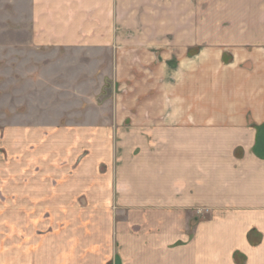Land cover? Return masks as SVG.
Segmentation results:
<instances>
[{"label": "crops", "instance_id": "0c3cea01", "mask_svg": "<svg viewBox=\"0 0 264 264\" xmlns=\"http://www.w3.org/2000/svg\"><path fill=\"white\" fill-rule=\"evenodd\" d=\"M32 2L36 51H62L105 78L92 93L79 89L78 110L60 125L24 118L7 127L11 148L16 137L40 139L54 170L41 182L56 183L45 195L17 196L14 210L29 211L19 201L61 207L66 196L71 205L87 198L107 226L92 230L86 249L113 242L114 250L81 259L78 241L69 258L62 241L46 239L24 244L25 258L8 264H264V158L255 153L264 128V0ZM108 52L118 58L114 96L102 103ZM30 145L10 157H25ZM23 179L11 177V187L34 182Z\"/></svg>", "mask_w": 264, "mask_h": 264}, {"label": "rangeland", "instance_id": "374dc122", "mask_svg": "<svg viewBox=\"0 0 264 264\" xmlns=\"http://www.w3.org/2000/svg\"><path fill=\"white\" fill-rule=\"evenodd\" d=\"M32 5V0H0V264H8L11 257H17V260L21 261L24 257V244L36 245L41 240L45 242L46 239L48 243H55L57 238L68 251L64 257L71 258L76 254L73 250L79 241L81 259L91 256L98 259L108 258L113 255V242L112 250L110 248L107 250V245L102 244L86 249L94 241L92 230L103 222L107 226V218L100 219L102 216H99L93 207L97 203L94 204L87 198L81 200L79 197L80 201L71 205L66 196L65 200L60 201L61 207L50 201H43V205L41 202L32 201L29 205V200L25 203L19 201L20 206H27L28 212L18 214V210H14L18 204L15 202L17 196L25 197L23 195L25 193L32 194V198L45 195L50 190L55 191L56 183L55 179L50 185L41 182L42 178L45 180L48 176L47 173H54V170L48 169L47 158L40 157L42 152L39 148L40 139L16 137L14 140L17 145L11 148L13 138L7 136V127L21 121L23 123L24 118L30 125L45 123L60 125L59 121L67 119L71 112L78 110L76 104L82 100L77 96L79 89L83 88L82 94L92 93L98 82L105 78H103L105 74L100 77L97 74V78L95 77L96 67L95 70L91 66L79 68L78 59L70 55L64 57L62 51L47 49L36 51L31 45ZM229 29L230 26L227 24L221 26V31ZM117 61L114 52L107 53V69L109 68L112 75L110 78L107 72L106 87L99 91L101 94L99 100L101 99L102 103L108 102L114 96L110 90V83L116 76L113 72L116 70ZM99 112L97 106L95 110H91L93 115L90 116L91 119ZM62 124L68 123L65 120ZM29 142L31 145L26 151L28 155L24 157V152H20L14 158L10 157L9 152L23 151L20 147ZM29 156L32 157L27 160ZM80 161L81 157L76 163ZM25 163H28L26 167L28 173L23 179ZM100 172L103 174L104 170L101 169ZM15 175L23 180L28 179L29 182L33 177L34 182L29 183V186L17 185L13 188L10 178ZM63 188L71 189L69 185ZM11 190L17 194L11 193ZM196 214L200 216L197 211ZM35 252L33 251V254ZM56 252L54 250L49 252L47 257L50 255L54 257ZM42 259L38 257L33 262L39 264Z\"/></svg>", "mask_w": 264, "mask_h": 264}, {"label": "trees", "instance_id": "16d2710c", "mask_svg": "<svg viewBox=\"0 0 264 264\" xmlns=\"http://www.w3.org/2000/svg\"><path fill=\"white\" fill-rule=\"evenodd\" d=\"M255 153L259 157L264 158V128L258 129L257 143L255 146Z\"/></svg>", "mask_w": 264, "mask_h": 264}, {"label": "built area", "instance_id": "2783aa9c", "mask_svg": "<svg viewBox=\"0 0 264 264\" xmlns=\"http://www.w3.org/2000/svg\"><path fill=\"white\" fill-rule=\"evenodd\" d=\"M197 213L202 216V215H205V214H208L209 211L208 210H197Z\"/></svg>", "mask_w": 264, "mask_h": 264}]
</instances>
